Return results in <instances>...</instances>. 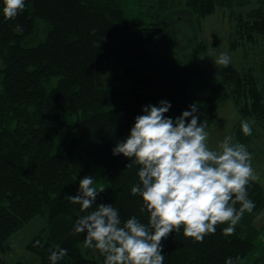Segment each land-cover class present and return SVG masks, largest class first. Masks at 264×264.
I'll return each instance as SVG.
<instances>
[{
  "label": "trees",
  "instance_id": "trees-1",
  "mask_svg": "<svg viewBox=\"0 0 264 264\" xmlns=\"http://www.w3.org/2000/svg\"><path fill=\"white\" fill-rule=\"evenodd\" d=\"M25 2L15 18L0 12V247L21 224L42 215L46 227L29 246L40 264H50L49 247L57 244L69 249L58 264H104L97 260L102 259L99 254L83 251L84 234L75 233L73 224L86 212L66 194H75L79 178L91 174L96 185L105 188L98 202L113 203L122 219L135 214L147 222L142 197L130 191L140 165L126 167L129 158L113 156L111 150L148 102L170 100L168 115L173 116L195 102L208 128L222 97L219 85H234L244 90L233 95L234 103L249 114L245 116L263 121L264 62L259 59L264 53V0L250 11L244 10L246 0ZM220 7L232 11L231 49L251 54L254 64L221 65L215 86L214 79L210 82L206 72L194 66L189 52L176 49L164 18L177 9L187 17L196 15L200 27L190 37L191 55L196 57L215 45L200 32L202 21ZM236 7L239 10L233 11ZM173 23L180 33L177 18ZM43 32L44 38L38 36ZM111 62L135 64L130 78L135 84L105 85ZM248 194L255 208L245 211L233 233L221 231L225 222L196 241L184 235L181 225L163 240L164 264H224L229 255L239 256L238 264H264V254L254 257L261 231L255 219L264 209V190L252 182Z\"/></svg>",
  "mask_w": 264,
  "mask_h": 264
},
{
  "label": "clouds",
  "instance_id": "clouds-1",
  "mask_svg": "<svg viewBox=\"0 0 264 264\" xmlns=\"http://www.w3.org/2000/svg\"><path fill=\"white\" fill-rule=\"evenodd\" d=\"M25 6V0H3L0 12L11 19ZM16 28L22 30L20 25ZM230 62L228 52L216 60L224 66ZM171 108L172 102L166 98L141 105L128 132L111 150L113 156L129 158L126 167L140 165L138 181L130 191L142 197L146 223L135 214L122 219L113 203L98 202L105 188L98 187L91 174L79 178L75 194H66L86 212L75 217L74 232L84 234V246L99 250L104 264H164L163 240L181 225L185 236L202 241L216 232L217 224L226 222L221 231L233 233L245 211L255 208L248 186L264 183V177L254 167L248 146L229 133L217 147H210V132L199 105L193 102L175 116L168 115ZM252 124L241 119L245 136L253 134ZM68 253L59 244L50 246L47 260L58 264ZM240 259L229 255L224 264H238Z\"/></svg>",
  "mask_w": 264,
  "mask_h": 264
},
{
  "label": "rangeland",
  "instance_id": "rangeland-1",
  "mask_svg": "<svg viewBox=\"0 0 264 264\" xmlns=\"http://www.w3.org/2000/svg\"><path fill=\"white\" fill-rule=\"evenodd\" d=\"M186 1V0H183ZM260 0H246V11L260 7ZM239 4V3H238ZM184 9V8H183ZM187 10V8H185ZM237 7L233 11H238ZM242 11V10H240ZM230 11L227 8H218L213 15L208 16L202 21L203 30L200 32V37L207 41L208 43L215 42V45L210 48L206 53L191 55V34L194 28H199V21L196 15L192 17H187L188 15L182 14L179 9L172 10L165 16L166 24L169 31H171V37L176 42V49L182 54L189 52V57L193 61L194 66L201 67L202 70L206 72V76L212 82V85L217 86L219 69L222 64H217L216 60L222 52H228L231 56V65L237 68L249 67L254 64L253 57L251 54H247L243 49H231V34L232 26L230 17ZM175 18H172L174 17ZM182 26L181 32H176L175 24L173 20L176 19ZM173 19V20H171ZM187 21V23H186ZM234 21V20H233ZM186 23V24H185ZM39 27L46 26L43 22L38 23ZM46 32L38 34V36H45ZM42 38V39H43ZM40 39V38H39ZM40 41V40H39ZM195 41V40H193ZM180 53V54H181ZM262 59L264 62V53H262ZM4 67L3 59L0 58V70ZM107 70L103 78L105 85H115L119 88L127 87L130 88L135 83L130 79L136 73V65L133 63L129 64H119L111 62L107 64ZM138 74V73H137ZM214 86V87H215ZM222 97L220 98L216 112L215 120L213 124L207 129L210 132L209 145L210 147H217L220 140L224 138L225 135L231 133L236 139H239L245 143L249 150L253 153V165L258 172L264 177V167H261L264 163V115L260 118L263 120L261 122L255 121L252 116L244 113L239 106L234 103V94H242L244 90H236L234 85H219L218 88ZM241 119H247L253 122V134L251 136H245L240 130ZM255 225L261 231L257 238V249L254 253V257L258 258L264 254V239L261 238V234H264V212L256 216ZM46 227V218L42 215H37L30 220L21 224L19 228L10 236V238L0 247V264H40L39 257L29 250V246L33 242V239L38 236ZM84 252L91 254L93 257H98V254L102 259H97L99 261H104L103 255L100 254L99 250L85 248L83 246Z\"/></svg>",
  "mask_w": 264,
  "mask_h": 264
},
{
  "label": "crops",
  "instance_id": "crops-1",
  "mask_svg": "<svg viewBox=\"0 0 264 264\" xmlns=\"http://www.w3.org/2000/svg\"><path fill=\"white\" fill-rule=\"evenodd\" d=\"M261 167H264V163L262 164V166ZM261 187H262V189L264 190V183H261V182H257ZM262 212H264V209L260 212V213H262ZM257 227V226H256ZM262 227H264V225H262Z\"/></svg>",
  "mask_w": 264,
  "mask_h": 264
}]
</instances>
